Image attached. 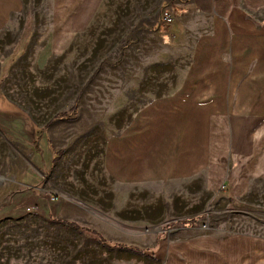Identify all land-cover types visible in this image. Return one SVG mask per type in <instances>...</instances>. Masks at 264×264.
Listing matches in <instances>:
<instances>
[{
  "label": "rangeland",
  "instance_id": "1",
  "mask_svg": "<svg viewBox=\"0 0 264 264\" xmlns=\"http://www.w3.org/2000/svg\"><path fill=\"white\" fill-rule=\"evenodd\" d=\"M99 1L89 9L83 33L52 55L43 54L47 44L39 37L31 39L36 27L41 38L46 34L51 0H22L21 17L0 33V264H121L123 250L103 248L90 233L59 221L143 252L137 256H152L162 237L186 240V231L176 228L252 233L264 223L257 213L212 203L201 216L179 219L168 197L186 187H127L109 180L103 165L108 139L186 81L210 30L212 0ZM58 113L67 116L45 128ZM144 198L150 202H138ZM39 199L53 208L72 206L77 218H63L67 214L53 208L47 218ZM132 205L154 208L148 216L164 208L166 215L149 225L131 212ZM191 219L193 226L184 225Z\"/></svg>",
  "mask_w": 264,
  "mask_h": 264
},
{
  "label": "crops",
  "instance_id": "2",
  "mask_svg": "<svg viewBox=\"0 0 264 264\" xmlns=\"http://www.w3.org/2000/svg\"><path fill=\"white\" fill-rule=\"evenodd\" d=\"M95 2L51 0L46 34L41 38L36 27L31 39L47 44L43 54L61 52L83 33ZM23 7L22 0H0V33L21 17ZM210 9L209 33L186 81L141 108L122 134L108 139L104 170L112 183L127 187H186L168 197L179 219L201 216L210 203L264 219V0H212ZM40 201L36 205L48 218L54 206ZM131 208L149 225L166 215L164 208L158 216H148L154 209L148 206ZM53 209L70 220L78 215L69 205ZM213 227L173 228L186 231L187 239L154 242L155 262L149 253L122 251L121 264H264V223L252 233L239 228L225 234Z\"/></svg>",
  "mask_w": 264,
  "mask_h": 264
},
{
  "label": "trees",
  "instance_id": "3",
  "mask_svg": "<svg viewBox=\"0 0 264 264\" xmlns=\"http://www.w3.org/2000/svg\"><path fill=\"white\" fill-rule=\"evenodd\" d=\"M78 99L75 101V104L73 106V108L71 109L72 111H76L77 110V107H78ZM67 114L66 113H58L56 115H54L45 125V128H48L51 123L55 120H58V119H61L63 117H66ZM52 149V148H51ZM61 153L58 152V153H55L56 157H58V155H60ZM56 157H54V160L52 161V164H55L57 162V159ZM196 222V219H191V220H187V221H184V225L186 224L187 226H193L194 223ZM59 224H62L63 226L67 227V228H73L75 230H78V231H81V232H88L90 233L93 238L103 247V248H106V249H112V248H116V249H119V250H123V251H127V252H133V253H136L138 255H143V252L136 249V248H131V247H128V246H125V245H120V244H112V243H109L107 242L106 240H104L96 231L94 230H90V229H81L78 225H76L75 223H72V222H68V221H59L57 222ZM152 260H154V258L152 256H150Z\"/></svg>",
  "mask_w": 264,
  "mask_h": 264
},
{
  "label": "built area",
  "instance_id": "4",
  "mask_svg": "<svg viewBox=\"0 0 264 264\" xmlns=\"http://www.w3.org/2000/svg\"><path fill=\"white\" fill-rule=\"evenodd\" d=\"M165 19L170 22V17H168V14H165Z\"/></svg>",
  "mask_w": 264,
  "mask_h": 264
}]
</instances>
